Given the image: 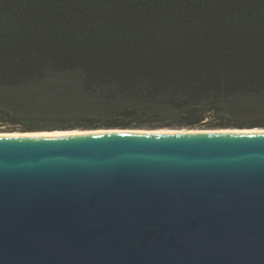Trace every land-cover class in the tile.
<instances>
[{"label":"water","instance_id":"95a60500","mask_svg":"<svg viewBox=\"0 0 264 264\" xmlns=\"http://www.w3.org/2000/svg\"><path fill=\"white\" fill-rule=\"evenodd\" d=\"M257 129L0 136V264H264Z\"/></svg>","mask_w":264,"mask_h":264},{"label":"trees","instance_id":"16d2710c","mask_svg":"<svg viewBox=\"0 0 264 264\" xmlns=\"http://www.w3.org/2000/svg\"><path fill=\"white\" fill-rule=\"evenodd\" d=\"M264 128V0H0V131Z\"/></svg>","mask_w":264,"mask_h":264},{"label":"bare ground","instance_id":"6f19581e","mask_svg":"<svg viewBox=\"0 0 264 264\" xmlns=\"http://www.w3.org/2000/svg\"><path fill=\"white\" fill-rule=\"evenodd\" d=\"M107 130H61V131H53L49 134L54 135H74V134H82V133H99L105 132ZM114 131H122V130H114ZM258 132L260 131L257 128L254 129H243V130H232V129H194V130H172V129H156V130H123L122 132H135V133H229V132ZM39 135H47L46 132H34V133H20V132H6L0 133V136L3 137H24V136H39Z\"/></svg>","mask_w":264,"mask_h":264},{"label":"rangeland","instance_id":"374dc122","mask_svg":"<svg viewBox=\"0 0 264 264\" xmlns=\"http://www.w3.org/2000/svg\"><path fill=\"white\" fill-rule=\"evenodd\" d=\"M158 129H160V128H158ZM161 129H163V128H161ZM166 129H189V128H166ZM191 129H207V128L206 127H202V128L199 127V128H191ZM76 130H81V129H76ZM56 131H61V130H56ZM0 132H12V131H0Z\"/></svg>","mask_w":264,"mask_h":264}]
</instances>
